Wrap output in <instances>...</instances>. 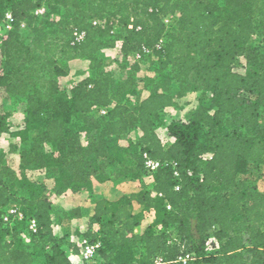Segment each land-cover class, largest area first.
Here are the masks:
<instances>
[{
	"label": "trees",
	"instance_id": "trees-1",
	"mask_svg": "<svg viewBox=\"0 0 264 264\" xmlns=\"http://www.w3.org/2000/svg\"><path fill=\"white\" fill-rule=\"evenodd\" d=\"M74 28L84 41L73 43ZM0 32V89L12 107L0 114V137L30 141L18 170L0 150V264H73L72 219L55 216V205L121 178L141 190L97 199L90 216L76 212L83 228L74 231L102 243L100 264L156 255L182 264L184 252L197 255L189 264H264V190L249 180L264 168V52L250 43L260 34L264 46V0H0ZM118 40L122 78L103 54ZM74 59L91 75L67 89L60 79ZM186 91L199 92L198 104L167 124L174 142L164 146L157 128ZM143 152L162 162L150 174ZM32 169L56 170L54 185ZM12 205L24 218L6 223Z\"/></svg>",
	"mask_w": 264,
	"mask_h": 264
},
{
	"label": "rangeland",
	"instance_id": "rangeland-1",
	"mask_svg": "<svg viewBox=\"0 0 264 264\" xmlns=\"http://www.w3.org/2000/svg\"><path fill=\"white\" fill-rule=\"evenodd\" d=\"M223 1V0H221ZM262 36L256 34L252 37L250 43L253 46H257L264 52V46L261 44ZM103 54L106 58L111 60L109 69L112 70L117 78H122L125 75V66L124 62L118 57L117 48L104 49ZM245 58L241 57L239 60L236 69L238 71H244ZM71 71L69 75L62 77L60 82L63 87L70 89L76 82L82 78L91 75L88 67V61L84 59H74L70 62ZM0 70L2 68L0 67ZM144 71V70H143ZM140 72L139 77H142L145 72ZM178 85H175V90L178 91ZM140 91L142 96H146L148 92L142 88L140 85ZM199 99V92L186 91L176 100V105L168 107L163 118L164 125L159 129L161 138L167 139L169 136L165 130V126L169 124L172 120H187L192 110L197 106ZM12 109L10 101L7 97L6 92L3 89H0V114L3 112ZM264 119V113L262 115ZM18 119L13 117L11 120L12 124H16ZM132 137H136L137 133L133 132ZM30 141L22 143L19 139L12 137L9 133H4L0 137V150L6 154V162L14 169H19L21 162V150L25 146H29ZM49 149V147H46ZM29 174L37 180L43 181L49 186H53L55 183V177L57 171L54 169H32L29 171ZM259 172H256L255 169H251V174L249 175V180L253 182L256 180L257 186L260 190H264V171L260 176ZM257 177V178H256ZM147 180H149L147 178ZM102 183H105L101 185ZM97 182L94 181L92 191L83 190L77 193L69 192L62 200H60L54 207L53 214L55 216L67 217L70 218V225H66L65 229L72 233L76 228H83V219L82 217L77 216V210L81 213L79 207L87 199L99 195L107 194L113 199H117L123 194L131 192H139L141 190V182L136 179L131 178H121L118 180L106 181V182ZM92 195V196H91ZM139 206L136 205V210H139ZM85 216V215H84ZM83 216V217H84ZM149 217H151L149 215ZM69 229V230H68Z\"/></svg>",
	"mask_w": 264,
	"mask_h": 264
},
{
	"label": "built area",
	"instance_id": "built-area-1",
	"mask_svg": "<svg viewBox=\"0 0 264 264\" xmlns=\"http://www.w3.org/2000/svg\"><path fill=\"white\" fill-rule=\"evenodd\" d=\"M45 11V8H39L36 12L37 13H43ZM12 15L10 12L6 13L5 16V24L6 28L10 29L11 28V21H12ZM93 24H100L103 25L105 24V20L103 19H94ZM110 24L113 26L112 32H114L117 28L118 25V20L117 18H113L110 20ZM129 27L133 28V25L130 24ZM0 35L5 36L3 32H0ZM86 38V31L85 30H79L77 28H74L73 30V43H80L84 41ZM121 47H122V41L118 40L116 43V46L114 48H117L118 50V57L122 58V53H121ZM148 51L147 47H143L142 52L135 53L130 56V61H136L141 59L142 53ZM0 67L2 68V65L0 64ZM101 113H106L107 109H101ZM164 128L162 126H159L157 128V133L161 138V135L159 133V129ZM165 130L168 133L167 139L161 138V141L164 146H169L172 142H174V137L169 134L167 126H165ZM143 157H144V162H145V167L147 172L150 174L154 171H156L161 165L162 162L158 159H155L149 155L148 152H143ZM175 174L178 175V171L175 170ZM170 208V206H168ZM153 212L149 213L151 218H153ZM24 218V214L21 211V209L16 206L12 205L10 206L5 213L2 214V220L6 223H10L13 220H22ZM30 229L33 232L37 231V222L35 219L30 220L29 224ZM62 234V232H61ZM69 241L72 242L78 249V251H74L73 249L69 248V255L72 260L73 264H100L97 260V253L99 249L102 247V243L100 240H91L84 234H77L74 230L69 236ZM208 250H213V248L209 247ZM196 253L195 252H184L180 254L177 258V261L182 263V264H189L196 258ZM134 264H139V263H134ZM151 264H167L165 261V258L162 255H156L153 258V261Z\"/></svg>",
	"mask_w": 264,
	"mask_h": 264
},
{
	"label": "crops",
	"instance_id": "crops-1",
	"mask_svg": "<svg viewBox=\"0 0 264 264\" xmlns=\"http://www.w3.org/2000/svg\"><path fill=\"white\" fill-rule=\"evenodd\" d=\"M264 171V168H263ZM262 171V172H263ZM105 183H102L101 185H103ZM92 196V195H91ZM102 197H106L109 199H113L111 197H109L107 194L104 195H99V196H95L93 195V197L87 199L84 203L81 204V206L79 207L81 210L82 215L84 216H90L94 213V208H95V202L97 199L102 198Z\"/></svg>",
	"mask_w": 264,
	"mask_h": 264
}]
</instances>
